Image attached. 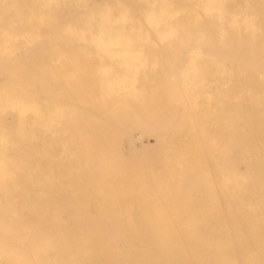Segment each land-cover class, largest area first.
<instances>
[{
	"label": "bare ground",
	"instance_id": "bare-ground-1",
	"mask_svg": "<svg viewBox=\"0 0 264 264\" xmlns=\"http://www.w3.org/2000/svg\"><path fill=\"white\" fill-rule=\"evenodd\" d=\"M0 264H264V0H0Z\"/></svg>",
	"mask_w": 264,
	"mask_h": 264
}]
</instances>
